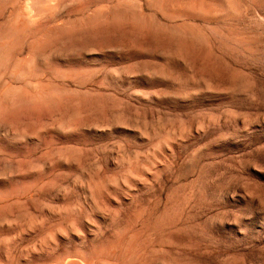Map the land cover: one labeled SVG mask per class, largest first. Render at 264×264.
<instances>
[{
	"label": "rangeland",
	"instance_id": "obj_1",
	"mask_svg": "<svg viewBox=\"0 0 264 264\" xmlns=\"http://www.w3.org/2000/svg\"><path fill=\"white\" fill-rule=\"evenodd\" d=\"M0 264H264V0H0Z\"/></svg>",
	"mask_w": 264,
	"mask_h": 264
}]
</instances>
